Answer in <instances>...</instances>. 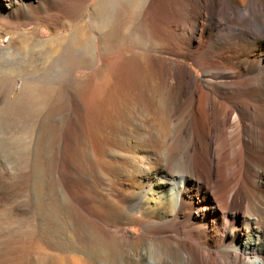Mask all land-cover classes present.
I'll return each instance as SVG.
<instances>
[{
  "label": "bare ground",
  "instance_id": "6f19581e",
  "mask_svg": "<svg viewBox=\"0 0 264 264\" xmlns=\"http://www.w3.org/2000/svg\"><path fill=\"white\" fill-rule=\"evenodd\" d=\"M5 1L10 7L20 4ZM65 1H31L27 9L66 17ZM125 1L131 0L94 4L88 16L95 33L78 24L72 33L45 39L21 34L16 40L21 90L16 101L0 94V108L26 102L33 82L52 88L46 128L33 136L37 144L43 137L48 165L47 203L39 217L45 238L3 247L0 264H264V0H142L145 9L138 14L148 20V33L138 29L132 41L139 37L146 48H157L162 36L176 38L181 49L156 50L193 61L202 76L186 61L147 50H132L130 56L120 51L125 37L112 19L126 20L137 7H126ZM2 4L0 24L6 18ZM159 11H170L171 23L175 14H190L191 23L181 28L191 32L179 33L165 22L149 25ZM55 53L54 63L70 67L66 74L27 73L28 65L39 70ZM80 69L89 71L79 78ZM70 83L84 86L88 98L81 99V109L88 112L72 115L60 104L58 93ZM158 87L165 89L159 106ZM39 150L35 159L28 151L25 177L42 175ZM70 180L82 185L79 194L72 192ZM19 182L0 176L1 189L13 192ZM25 204L18 207L26 210L30 224L31 206Z\"/></svg>",
  "mask_w": 264,
  "mask_h": 264
},
{
  "label": "rangeland",
  "instance_id": "374dc122",
  "mask_svg": "<svg viewBox=\"0 0 264 264\" xmlns=\"http://www.w3.org/2000/svg\"><path fill=\"white\" fill-rule=\"evenodd\" d=\"M18 1L20 4H16V5L14 4L13 7H10L6 3L7 1L3 0V4L1 6V11L6 16L7 19L5 18V23L0 24V94H1L2 98L5 99V97L7 96L8 98H10L13 101H16L17 95L19 96V94H20L19 90H21L20 83H19V82H21V77H20L21 74L19 75L18 72H20L19 70L22 68V62H21V59L19 58V56H17L16 45H15L18 37L21 34H29V35L37 34L40 39L52 38V37L59 36L60 34H66V33H70V32L72 33V31L74 30V28L78 24H84L86 30L89 33H95L96 30L94 29V25H95L94 21L88 15L90 13V10L94 6V4L98 2V0H86V1L85 0H66L65 2H67V3L66 4L63 3V4L66 5L67 9L69 8L68 9L69 15L66 16L67 18L64 17L63 15H57L56 16V15H54V13L50 12V10H48L46 13H43V14L41 13L39 15L41 17L40 18L38 15L30 13L27 9V5L29 6V3L31 1L34 4H36L37 0H18ZM47 2H48V0H47ZM47 2H45V4H47L46 8L50 7ZM132 2H134V3H132ZM122 3L126 7H133V4H135L137 7L132 8V9H134V12H135V13L133 12L134 13L133 16L135 15L134 17L133 16L131 17L129 15L130 17H128L126 20L125 19L122 20L119 17H114L112 19V22L116 23L117 27H120V30H118V33H121V34L124 33V37H125L124 39L125 40H123L122 43L119 42L120 44L118 43L120 51L123 50V51H125V54L127 56L128 55L130 56V51H132V50H135V51L147 50L148 52H150L156 56L169 57L172 59H178L181 61H186V63L188 64L190 70L192 71V73L194 75L202 76V72H201L200 68L197 65H194L195 63L193 61H187V59L181 58L177 55L169 54L168 52H160L159 50H156V49L165 48V49H163V51H165L167 48L172 49L173 46L176 49V46L180 45V43L177 44L178 42H177L176 38H170L169 37L170 38L169 39L168 37L164 38V36H162L160 38L161 42L159 43V46L162 44L161 48L157 45V48H156V46H152L153 49L151 46H149V48L148 47L146 48V46L142 43L143 40L139 39V37H137L138 40L133 42L131 37L134 34L136 36H138L137 32H140L139 31L140 29H141L140 34L141 33H148L147 29H146V25H147L146 22H148V20L145 18V16L138 14L140 12V10L145 9V4H143L142 0H131L130 2L125 1ZM54 12H55V10H54ZM50 13H52V14H50ZM44 14H49V15H44ZM136 14H137V16H136ZM171 14L172 13L170 11H166V13H163L160 11L156 12L155 15H153L149 18V20L151 22L149 25H151L153 27H158V25L161 24L160 26H164L165 25L164 22H165L166 25H171V24L174 25V27L178 30L179 33H181V32L182 33H190L191 32L189 29H188L189 30L188 31L187 29L183 30L181 28L182 24H185L186 22L188 24L191 23L190 20L192 18H191L190 14L186 15L187 18L186 17L184 18L183 15H180L179 13L175 14L176 15L174 17L175 22H173V23L170 22L172 17H173V15H171ZM53 17H55V18H53ZM118 19L122 20V22ZM184 19L186 21H184ZM94 20L98 21L99 19L97 20V18H94ZM145 20H147V21H145ZM153 20H154V22H153ZM180 22H182V23L180 24ZM187 23H186V25H187L186 27L189 26ZM141 25H142V27H140ZM1 26H3V27H1ZM101 31L104 32L103 30H101ZM101 31H97V32L100 33ZM148 31H149V33H154V34L160 33V32L167 33V32H164V31H161L158 29H149ZM164 39L165 40L167 39V40L165 41ZM168 40L170 41V43ZM175 41H176V43H175ZM123 43H125V44L123 45ZM122 45H123L124 49L120 48V47H122ZM118 46H116V47H118ZM182 47H183V45L179 46L180 49ZM119 49L115 48L116 51L117 50L119 51ZM110 52H111L110 55L114 56V52H112V51H110ZM57 56H59V53H55L53 57L48 58L39 70L38 69L35 70L31 67V65H30V67L28 65L29 68L27 67V73L30 69L31 71H29V73L31 72L30 73L31 76H32V74H33V76H35L39 73H43L46 75L48 74V76L50 78H53V77L55 78V76L60 77L64 74H66L70 70L69 69L70 67L69 66H62L58 63H54V58ZM98 59H99L98 67H101L102 61L100 60L101 57H100L99 52H98ZM20 64H21V66H20ZM19 67H21V68H19ZM15 68L16 69L19 68V69L16 71ZM58 69H60V70L58 71ZM67 69H68V71H67ZM73 69H72V72H76L77 69H75L74 71H73ZM37 70L40 72H38ZM60 71L61 72L63 71L64 73H61ZM88 71H89V69H80L77 73V77L81 78V77L86 76ZM57 72H60V74ZM16 74H18V75H16ZM23 74L24 73H22V75ZM53 74L55 76H53ZM57 74H59V75H57ZM15 75L18 77H16ZM11 82L14 83V85L12 84L11 87H13V88L9 89V86H7V85H10L9 83H11ZM70 84H68V87L64 92L58 93L57 97H58L60 104L64 105L67 109H69L68 113H71L72 115H76L77 113L88 112L87 109H85V108L81 109V106H83V100H81V99L85 100L88 98V96L83 91L84 86L82 87V85H79L77 83V84H74V87H73V84L72 83H70ZM32 85L33 86H31V84H30V86L32 88V93L29 94L27 99H25L26 102L23 101V103H20L18 105L12 104V105H6L7 108H0V176L2 177V175H3V177L6 179H7V177H8V179H10V177L14 176V178L18 177V181H20L19 184L15 186L16 189H14V191L16 190L17 192L16 191L11 192V191L0 188V200H1L0 201V216L4 217L1 220L5 221V223H4V221H2L3 223L0 224V226H1L0 229H2V230H0V251L5 250L6 248H8V245L10 246L16 242H18L19 244H22L23 242L26 243L28 238H30V237H33L36 241H37V239L39 241V240H42L43 238H45V237H43V235L45 236V233L43 232L45 229V226L43 225L44 223L41 222L42 220L39 217H41V213L43 212L42 210H45V206L47 203V195H46L47 190L46 189H47V185H48V183H47L48 179H47V176L45 174L46 173L45 169L48 167V165L46 164L47 163V157H46V153H45L46 150L43 147L45 145V143H44L45 141H44L43 137L40 139V141L37 144L36 138L35 137L33 138V136L36 133V131L37 132H39V131L43 132L44 128H46L45 127L46 122H47L46 113H47V108H48L49 103H50L49 100H51L50 99L51 98L50 92H51L52 88L51 87L49 88L51 83L46 84L45 88L44 87L42 88V86L45 85V84L43 85V83L38 84L36 82H33ZM39 85H41V86H39ZM5 88H6V90H5ZM7 90H9V91H7ZM159 90H160V88L158 87L157 91L154 94V99H156L155 103L157 104V106L162 105L161 102L163 101V95H165V91H163L165 89H161L160 91ZM85 95H86V97H85ZM73 111H75V112H73ZM172 111H174V110L172 109ZM174 114H175L174 116H177L176 112ZM175 123L176 122H175V117H174L173 122H171V124H170V127L173 130H175ZM44 135H41V136H44ZM30 142H32L31 145H30ZM39 148H42V150L40 151ZM30 149H31V152H32L34 159L36 158L35 153L37 152V150H39V156L41 157V159H40V157L38 156V158L41 160V161L39 160V164L41 165L42 169H44V170L41 172L42 175H40L39 177L37 176L38 178L35 177L36 176L35 174L31 178L25 177L26 176L25 174H27L25 172H28V169H29L28 161H30V160H28L29 158H28L27 153ZM116 159H118V157ZM79 166L81 169H86V164L83 163L82 161L79 162ZM19 176H20V178H19ZM26 178H28V181H25ZM5 181L7 182V180H5ZM34 181H35V185H34ZM72 184H73V186H72ZM69 185H70V188L72 189V192L75 191L74 193L76 195L79 194L78 190L81 188V187L79 188V186H82V185L80 184V182L78 180H70ZM24 186L26 188H24ZM77 188H78V190H77ZM2 191H3V193H2ZM80 191H81V189H80ZM8 192L11 193L12 195L8 194ZM9 195H11V196H9ZM19 195H20V197H18ZM28 196H31L29 200L27 198ZM10 197L12 198V200ZM24 198H26L27 200ZM41 198L44 201H41L42 200ZM9 200L11 203H13L12 205L9 202ZM18 200L20 202H18ZM39 200L41 202H44L45 205L43 203H41ZM24 202L29 203L27 205L31 206V207L28 206L29 208L27 210L30 211L31 215H33L32 221H31L32 224L31 223L29 224L28 223L29 220L27 218H25V217H27L26 210L25 209L23 210L21 208L19 209V207H18L19 205L20 206L26 205ZM30 202H32V203H30ZM38 203H41V204H38ZM30 204H32V205H30ZM75 204H77V203H75ZM77 206L79 207L80 205L77 204ZM9 208H11V209H9ZM17 209H19V210H17ZM80 209H82L81 210L82 213L85 214L89 219L92 218L93 220H96V218L93 215H91L90 213H87L82 207H80ZM10 210L16 211L17 213H14V214L11 213V215L7 214L8 212L9 213L11 212ZM84 211H85V213H84ZM4 214H5V216H3ZM35 214H36V216H34ZM6 215H8V216H6ZM9 216L12 218H9ZM23 216H24V218H23ZM34 217H36L35 219H37V220H35ZM6 222H7V224H6ZM8 222H9V224H8ZM29 225L30 226L32 225L31 229H29V227H28ZM2 227H5V228H2ZM8 227H10V228L8 229ZM36 229H38V230H36ZM130 229L138 235L141 234V228L140 227L132 226V227H130ZM37 232H39L40 234ZM20 235L22 237H20ZM4 236L6 239H4ZM37 236H39V237H37ZM25 237L26 238L28 237V238L26 239Z\"/></svg>",
  "mask_w": 264,
  "mask_h": 264
}]
</instances>
